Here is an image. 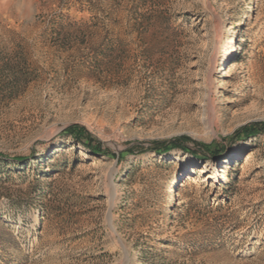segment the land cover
<instances>
[{"label":"rangeland","instance_id":"374dc122","mask_svg":"<svg viewBox=\"0 0 264 264\" xmlns=\"http://www.w3.org/2000/svg\"><path fill=\"white\" fill-rule=\"evenodd\" d=\"M261 124L264 0H0V264H264Z\"/></svg>","mask_w":264,"mask_h":264},{"label":"trees","instance_id":"16d2710c","mask_svg":"<svg viewBox=\"0 0 264 264\" xmlns=\"http://www.w3.org/2000/svg\"><path fill=\"white\" fill-rule=\"evenodd\" d=\"M242 131L244 133L243 136L245 138H248L250 136L259 134L260 132H264V124H261V126L244 128ZM63 133L70 135L75 141L80 143L85 149H87L93 153H105L107 155L113 156V154H111L110 152L105 151V150H101L100 143L97 142L94 138H92V136L85 130V128H83L81 126L69 127L67 129H65ZM236 136L237 137L239 136L238 133H236ZM83 138H85V140H83ZM179 141L188 142V141H190V139L188 137L183 136V137L179 138V140H175V141L171 142L169 147L178 148V149L182 150L183 152L191 153L193 156H195L198 159H205L206 157L210 158V157L216 156L217 154H219L221 152L220 148L212 147L211 145L199 144V143L194 144L198 148L197 150H191L189 148H186ZM161 147L162 146H160L159 144H155L151 148V151L155 152L156 154L164 153L166 149H161ZM11 160L16 161L17 163H20V164H22L24 161H26V159H20V158H15V159H11ZM9 165H12L14 168L18 167V164H11L9 162H6L5 160H0V184L4 183L3 182L4 176L10 175L11 171H13V170H7ZM14 171L16 172V170H14ZM132 174H134V170H129L126 173L127 176H130ZM44 193L45 192H43L42 194H44ZM11 203L13 204L14 202L11 200ZM216 212H220L218 206L217 207H211V208H208L206 210L202 209V211L197 210V213L200 216H204V215H208V214L214 215V213H216ZM210 219L214 222V225H212V227L214 228L213 231L215 232L216 227L224 221L225 216H222V215L212 216Z\"/></svg>","mask_w":264,"mask_h":264},{"label":"bare ground","instance_id":"6f19581e","mask_svg":"<svg viewBox=\"0 0 264 264\" xmlns=\"http://www.w3.org/2000/svg\"><path fill=\"white\" fill-rule=\"evenodd\" d=\"M57 145H54V147H56ZM232 150H235V146L233 147V149ZM225 162H227V161H225ZM208 169V168H207ZM207 169L206 170H202L201 172L202 173H205V172H207ZM173 202H174V199L173 200H171L170 199V203H169V205H168V207H167V210H170L171 208H172V205H173ZM38 222V220H36V223Z\"/></svg>","mask_w":264,"mask_h":264}]
</instances>
